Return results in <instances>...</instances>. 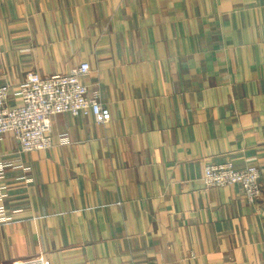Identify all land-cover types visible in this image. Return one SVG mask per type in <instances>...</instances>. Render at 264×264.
Wrapping results in <instances>:
<instances>
[{"label": "crops", "instance_id": "crops-1", "mask_svg": "<svg viewBox=\"0 0 264 264\" xmlns=\"http://www.w3.org/2000/svg\"><path fill=\"white\" fill-rule=\"evenodd\" d=\"M86 62L109 124L60 114L49 150L0 142L21 211L0 264H264V0H0V88ZM229 162L260 171L256 204L203 185Z\"/></svg>", "mask_w": 264, "mask_h": 264}, {"label": "built area", "instance_id": "built-area-1", "mask_svg": "<svg viewBox=\"0 0 264 264\" xmlns=\"http://www.w3.org/2000/svg\"><path fill=\"white\" fill-rule=\"evenodd\" d=\"M91 74L89 63H83L67 75L47 78L35 72L27 75L17 90L10 86L0 88V142L11 134L19 145V153L43 152L52 148L53 118L60 114L73 117H92L105 126L112 121V113L103 101L97 86L92 91L84 80ZM11 99L16 104H11ZM60 144H69L67 134L59 136ZM11 165L0 160V226L9 224L21 211H9L10 186L6 182V170ZM202 183L206 188H224L238 185L250 205L262 197L261 173L257 168L239 169L233 162L208 165L204 169ZM127 264H134L133 262Z\"/></svg>", "mask_w": 264, "mask_h": 264}]
</instances>
